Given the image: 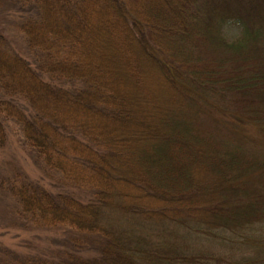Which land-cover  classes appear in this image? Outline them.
I'll return each mask as SVG.
<instances>
[{"label": "trees", "instance_id": "obj_1", "mask_svg": "<svg viewBox=\"0 0 264 264\" xmlns=\"http://www.w3.org/2000/svg\"><path fill=\"white\" fill-rule=\"evenodd\" d=\"M10 16L0 146L17 126L44 174L0 182L55 248L0 264H264V0H0Z\"/></svg>", "mask_w": 264, "mask_h": 264}, {"label": "rangeland", "instance_id": "obj_2", "mask_svg": "<svg viewBox=\"0 0 264 264\" xmlns=\"http://www.w3.org/2000/svg\"><path fill=\"white\" fill-rule=\"evenodd\" d=\"M18 21L11 16L6 20L2 19L0 35L6 38L10 47L23 53L25 52L24 41L18 30ZM222 32L227 39H233L238 36L239 29L234 24L227 23L223 26ZM7 128L5 143L0 146V181L11 174L12 167L27 175L29 179L37 180L44 173L35 164L34 152L24 144L17 126L12 125ZM249 131L253 137L258 134L255 126L249 127ZM15 201L6 183L0 182V259L4 258L3 249L23 255L39 252L52 253L53 235L41 228L31 226L18 214ZM262 251H264V245Z\"/></svg>", "mask_w": 264, "mask_h": 264}]
</instances>
